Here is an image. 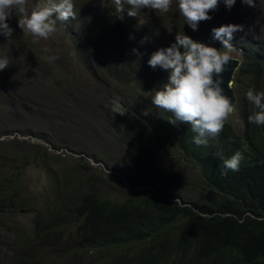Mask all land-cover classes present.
I'll list each match as a JSON object with an SVG mask.
<instances>
[{
  "label": "trees",
  "instance_id": "16d2710c",
  "mask_svg": "<svg viewBox=\"0 0 264 264\" xmlns=\"http://www.w3.org/2000/svg\"><path fill=\"white\" fill-rule=\"evenodd\" d=\"M27 10L31 11L28 6ZM237 18L251 31V37L235 34L230 41L244 59L236 78L237 105L244 119L241 129L227 121L218 136L209 137L206 146H197L189 124L172 125L167 121L171 113L155 107L157 119L152 125L136 120L133 114L123 115L122 124L129 128L124 136L140 138L151 145L154 141L171 144L193 159L201 173L200 197L190 203L180 202L171 194L144 188L132 190L119 201L88 188L90 180L74 179L76 187L60 190L54 177V194L36 207L32 224L25 226L14 221L10 224L12 229L7 228L3 220L31 210L33 201L24 194L28 191L22 181L24 166L16 160L13 166L7 165L8 151L0 146V158L7 161L0 162V227L14 237V264H264V125L249 123L248 117L258 110L246 94H241L242 83L246 85L245 93L249 89L264 91V0L257 4L254 0L253 6L237 14ZM246 19L259 26L252 29ZM66 24H71L73 41L88 29L77 30L71 17ZM189 27L182 34L224 51L214 35L205 36L198 28L193 31ZM38 48L26 49L0 36V58L7 57L8 67L16 72L23 69L19 63L24 57L31 63L28 71H47L36 61V51L42 50ZM121 55L120 60L115 57L108 63L107 69L100 65L97 71L128 75L145 89L155 82L160 67L149 66L150 57L145 50L133 52L126 47ZM42 59L51 63L46 54ZM0 104L8 105L1 96ZM66 127L69 129L68 124ZM237 151L244 156L239 171L226 170L223 175L222 161ZM62 183L67 185L63 180ZM133 186L142 184L133 182Z\"/></svg>",
  "mask_w": 264,
  "mask_h": 264
},
{
  "label": "rangeland",
  "instance_id": "374dc122",
  "mask_svg": "<svg viewBox=\"0 0 264 264\" xmlns=\"http://www.w3.org/2000/svg\"><path fill=\"white\" fill-rule=\"evenodd\" d=\"M74 1L81 7L98 3L97 0ZM36 3L37 0H27L30 10ZM235 7V10L229 9L222 1L215 10L209 11L211 19L199 22L197 28L202 35H214L213 28L232 24L235 12L242 9V4H235ZM115 10L116 5L112 2L102 20L82 31L77 42L70 40L68 32L59 23H56V31L45 40L24 33L18 26V14L14 13L7 21L14 33L12 38L6 39L26 49H40V46L42 50H35V58L47 70L44 74L35 72V69L28 71L31 63L28 57H24L19 63L23 68L21 72L9 67L0 71V96L8 103L0 104V146L4 147V152L8 151L7 160L10 162L7 165L13 166L16 160L24 166L22 181L28 189L24 194L33 201L31 210L19 213L14 219L3 220L7 228L12 229L10 224L14 221L25 226L32 224L36 207H41L51 199L48 196L54 194L55 178L60 190L76 187L78 183L73 184L74 179L90 180L88 188L119 201L132 190L144 188H151L158 194H171L187 203L198 199L202 193L200 170L184 150L175 149L171 144L154 141L151 145L140 138L124 136L129 130L122 124L124 117L112 110L113 102L118 100L136 120L152 125L157 119L151 102L154 90L167 81L168 72L157 69L159 76L145 89L135 78L98 72L89 65L112 60L118 55L101 47H92L90 43L106 36L104 26L117 19ZM80 21L86 23L87 18L81 17ZM245 22L252 25V29L259 26L248 19ZM187 25L179 14L177 0H173L168 13L149 9L141 25L128 28L129 48L145 50L151 57L155 48L166 49L175 43L176 34L182 35ZM234 25L243 26V30L233 36L250 35L251 31L245 29L239 18ZM149 30L151 35H146ZM22 34L24 36L20 37ZM123 36L126 39V32ZM45 54L46 57L54 56L55 60L46 62L42 59ZM230 56L243 59V54L235 47ZM137 57V54L133 56L134 59ZM107 67L102 66L103 69ZM234 88L235 91L238 88L237 79ZM245 88L242 83L241 94H246ZM235 109L228 122L241 129L244 119L238 105ZM4 112L8 115L5 116ZM0 162L7 161L0 158ZM133 182L142 186H133ZM12 240L14 237L0 227V264L16 262L11 250Z\"/></svg>",
  "mask_w": 264,
  "mask_h": 264
},
{
  "label": "clouds",
  "instance_id": "9594fccd",
  "mask_svg": "<svg viewBox=\"0 0 264 264\" xmlns=\"http://www.w3.org/2000/svg\"><path fill=\"white\" fill-rule=\"evenodd\" d=\"M97 1L98 3L90 2L91 4L81 7L74 0H37L29 12L27 0H0V36L7 39L13 37L14 29L7 21L16 13L19 28L36 39L47 40L56 31V23H59L73 41L71 24H66L70 17L75 22L77 30L81 27H90L102 20L113 2L116 5L114 17L117 19L104 26L106 36L103 39L90 43L92 47H101L105 51L118 53L116 60H120L121 51L126 47L130 50V42L126 43L123 32L127 34L128 28L141 25L149 9L162 14L168 13L173 3V0ZM222 1L224 6L234 10L235 4H242V9L235 12L232 24L212 29L214 38L222 43L224 51L196 42L183 33L176 34L175 43L166 49L156 51L148 60L149 66L153 69L159 66L168 72L167 81L158 90H154L151 101L153 106L172 114L167 119L170 124L176 125L178 122L189 124L191 131L195 133L193 143L197 146H206L209 137L218 136L236 111L237 97L234 105L224 93L223 73L232 61L230 52L233 46L230 41L233 39V34L243 30V26L234 25L236 15H241L243 10L253 6L254 0H177L179 14L193 31L197 30L199 22L211 19L208 15L209 11L215 10ZM260 1L262 0H256V4ZM80 7L82 9H79ZM81 17H86L87 22L82 23ZM107 45L108 47L105 48ZM44 51L49 50L44 49ZM133 52L137 50L133 49ZM46 58L55 60L54 56ZM112 61L113 59L102 60L103 63L89 65L98 70L100 65L106 63L108 65ZM241 61L242 64L233 79L234 91L237 75L244 66V59ZM9 64L7 57L0 58V71ZM246 98L258 110L248 117L249 123L264 125V91L256 92L254 89H249ZM113 103L112 110L115 114L122 116L128 114V110L123 108L118 100ZM243 159V153L240 151L224 159L222 166L225 171H222V174L226 175V170L239 171Z\"/></svg>",
  "mask_w": 264,
  "mask_h": 264
},
{
  "label": "water",
  "instance_id": "95a60500",
  "mask_svg": "<svg viewBox=\"0 0 264 264\" xmlns=\"http://www.w3.org/2000/svg\"><path fill=\"white\" fill-rule=\"evenodd\" d=\"M242 61L240 58L232 57V61L226 66V71L223 73V84L224 93L232 100L233 104H236V95L233 89V79L238 68L241 66ZM230 85V87H229Z\"/></svg>",
  "mask_w": 264,
  "mask_h": 264
}]
</instances>
